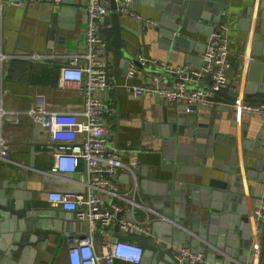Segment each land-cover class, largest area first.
Returning a JSON list of instances; mask_svg holds the SVG:
<instances>
[{
	"label": "crops",
	"instance_id": "0c3cea01",
	"mask_svg": "<svg viewBox=\"0 0 264 264\" xmlns=\"http://www.w3.org/2000/svg\"><path fill=\"white\" fill-rule=\"evenodd\" d=\"M53 2L54 0H43L29 6L7 5L0 13V51L7 53L40 52L49 55L47 59L43 60L12 59L4 64V68H1L0 64V85L6 89L4 96L6 109L24 110L38 100L43 101L50 110H79L82 106L84 98L82 92L72 86L60 87L59 77L62 67L60 64L66 63V56L74 53L82 43L85 26L83 9L86 0H73V5L69 7L64 20L60 19L62 0L55 5L52 4ZM248 4L247 0H230L225 19L221 21L230 27L229 59L231 66L227 69V76L233 84L239 86L246 81L247 63L256 52H259L261 58L264 59V31L259 30L260 27L256 21L258 2L255 4L248 28L245 29L247 23L243 12ZM135 7L138 12L157 21L158 15L155 8L143 2L136 3ZM77 9L78 12H76ZM213 15L219 16L218 12H213ZM121 23L124 25L123 35L126 37L125 47L130 54H125L127 52L122 54L118 50L110 51L108 54L104 51L100 54L109 62L110 88L104 95L107 104L104 115L105 127L110 140L116 147L139 150V163L135 167L134 173L138 180L137 192L134 194L131 187L133 177L126 171L122 170L121 174L116 173L114 179L119 185V190L126 197L130 198L136 195V200L147 205L144 203L143 197L145 192L141 190L139 184L141 177L149 175L164 181L172 179L173 177L170 178V176L174 175L172 170L163 169L165 164L162 144L164 134H157L156 131L171 130L172 122H169L167 118L175 117L177 111L175 103L166 102L157 95H146L142 98L129 96L128 85L144 83L153 70L140 66L141 71L134 77H129L127 66L140 54L158 60H167L174 64L188 63L196 67L201 66L203 62L201 59L202 50L206 47L207 36L210 35L205 33L209 32V27L207 23H204L206 24L203 25L204 32H186L185 34H189L188 36L194 41L192 43L184 42L190 48L189 51H185L182 48H166L156 26H148L122 15ZM218 23L220 22L214 23L213 28ZM103 31L107 39L110 40L112 38L111 25H104ZM190 52L193 57L189 55ZM14 61L26 64H15L10 67ZM172 79L170 78V80ZM208 84V81L204 83V85ZM242 85L240 95H243ZM185 112L193 120L209 126L208 134L216 127L217 130L214 134L221 136L222 141L215 143L216 153L208 150L209 145L205 137H193L185 132L178 136V142L203 144L198 151L204 156H194L193 162L204 176L221 179L228 171L227 167L232 166L233 162L240 166V173L245 184L246 200L252 213L250 186L261 183V180L256 179L255 175L262 169L257 168L256 165L258 160L264 156L263 144L260 143L257 148L254 144L264 127V115L239 114L235 108L227 111L217 102L199 106L194 112L185 109ZM178 126L180 125L178 124ZM244 133H246V147L243 145ZM0 135L8 140L6 154L3 156L0 154L2 156L0 158V180L5 183V192L10 193L13 190L11 186L17 187L21 192H24L26 200H31L34 206L52 212L50 218L55 220L53 227H58L61 232L57 238L54 235L51 236L45 250H38V247H35V250L38 251L34 253L33 249H30L29 257L25 263L69 264L65 233L72 231L74 236L82 238L86 232V224L77 218L75 212L52 205L47 198V193L57 190L84 191L83 180L86 176L84 161L80 162L75 172L53 171V151L58 144L48 139L42 124H37L28 116H24L19 122H16L15 116L8 115L0 128ZM262 140H264V135ZM234 145L237 151L236 155L231 157V148ZM31 147H34L35 150L34 160H32ZM2 149L0 145V153H2ZM188 153V149L184 148L182 154L187 157ZM157 171L163 176H159ZM247 171L252 174L249 178H247ZM229 174L230 177L231 172ZM183 177L193 179L194 176ZM153 197H157L158 202L161 199V195L159 197L158 194ZM106 201H108L107 196ZM174 207L179 208V203L174 202ZM136 211V215H141L137 217L143 218L141 210L137 208ZM0 220H3V217H0ZM15 221L17 220L15 219ZM251 225L252 239L254 243H257L259 237L256 223L252 220ZM216 229L212 231L213 237L227 243L231 237L227 234V229L221 225ZM261 230V233L264 234V224ZM111 233L113 238L119 235L116 227L111 230ZM95 237L94 246L100 252L103 240L101 228L95 232ZM238 237L239 233H236L235 239L237 240ZM244 238L246 237L244 236ZM203 252L205 253V251ZM12 260L15 259L12 258ZM116 264L133 263L117 261ZM204 264H206V253Z\"/></svg>",
	"mask_w": 264,
	"mask_h": 264
},
{
	"label": "water",
	"instance_id": "95a60500",
	"mask_svg": "<svg viewBox=\"0 0 264 264\" xmlns=\"http://www.w3.org/2000/svg\"><path fill=\"white\" fill-rule=\"evenodd\" d=\"M134 1L135 4L143 2L155 8L158 15L155 28L161 40L165 42L166 48H182L189 51L187 43H192L194 40L185 33L202 32L203 25H206L204 23H207L210 33L207 31L205 34H211L213 24L224 21L230 0ZM247 1L249 4L243 12L247 23L245 29L248 28L255 4L258 2L256 21L260 27L259 30L264 31V0ZM71 5H73V0H62L61 20H64ZM213 12H218L219 16L213 15ZM104 24H110L112 28L110 40L101 29V35L106 41L105 52L108 54L110 51L118 50L122 54L124 52L130 54L125 47L124 25L121 23V13L117 11L115 0H111V11L105 16ZM209 37L210 35L207 36L206 43ZM184 42L187 43L184 44ZM189 55L193 57L191 52ZM134 61L141 66L136 58ZM63 65L60 64V66ZM247 65L246 81L243 85L241 84L242 96L246 102H264V59L261 58L259 52H256ZM241 85L232 82L221 86L209 97V100L220 103L223 109L229 111L234 108L240 96ZM197 107V104L175 103L177 111L175 117L167 118L169 122H172L171 130L156 131L157 134H164L162 144L165 164L163 169L172 170L174 175L170 176V178L173 177L172 179L164 181L149 175L139 180L141 190L145 192L143 197L146 202L144 203L148 206L143 202L140 203L139 200L135 201L142 205L137 208L141 210L144 217L149 216V220L146 231H137L135 235L129 237L137 240L144 248L143 258L138 264H186L176 257V248L182 246H188L193 251H205L206 264H264V234L261 233L264 214L258 216L254 213L264 203V156L258 160L256 165L257 168L262 169L256 174L257 176L255 175L261 183L250 186L249 192L253 207L251 213L245 196V184L240 173V166L235 165L231 160L232 166L227 167L228 171L223 178L204 176L193 162L194 156H204L198 151L203 144L178 142V136L185 132L189 136L205 137L209 145L208 150L216 153L215 143L222 141L221 136L214 134L217 128L214 127V131L208 134L209 126L193 120L185 112L186 108L194 112ZM263 135L264 127L255 139L256 148L260 143L264 146ZM245 139L246 133L243 134L244 147L247 143ZM184 148L188 149L187 157L182 154ZM31 151L32 160H34V147H31ZM236 151V146H232L231 157L236 155ZM121 172L122 169L119 168L117 173L121 174ZM229 172H231L230 177ZM157 173L163 176L159 171ZM127 174L130 175L129 172ZM186 175L194 177L193 179L183 177ZM250 176L252 174L247 171V178ZM4 186L5 183L0 180V217H3V220H0V264H26L30 249H33L34 253L39 249L45 250L51 236L54 235L57 238L61 232L58 227H53L55 220L50 218L52 212L34 206L31 200H26L24 192L17 187L11 186L13 190L6 193ZM155 193L159 197L161 195L159 202L156 200L157 197H153ZM174 202L179 203V208L174 207ZM120 215L122 212L118 213V216ZM252 220L256 223L258 230L257 243H254L251 235ZM220 225L227 229V234L231 235L227 243L216 240L212 235V231L217 230L216 228ZM236 233H239L237 240L235 239ZM246 233L248 234L244 235ZM35 247H38V250H35Z\"/></svg>",
	"mask_w": 264,
	"mask_h": 264
},
{
	"label": "built area",
	"instance_id": "2783aa9c",
	"mask_svg": "<svg viewBox=\"0 0 264 264\" xmlns=\"http://www.w3.org/2000/svg\"><path fill=\"white\" fill-rule=\"evenodd\" d=\"M43 0H0V13L7 5L25 6ZM61 0H54L53 5ZM117 11L122 16L131 17L148 26H156L157 21L136 10L134 0H115ZM111 11V0H86L83 9L84 37L80 47L66 56V63L60 69L59 85L79 89L84 98L79 110H50L41 100L24 110H9L4 107L6 89L0 85V128L4 119L15 116L19 122L24 116L42 124L48 139L57 143L53 151L55 172H75L83 160L86 176L84 191H50L49 202L64 210L75 212L79 220L85 222L86 232L82 238L66 231L69 264H116L117 261L138 264L143 258V246L132 237L137 231H146L149 216L138 218L137 206H142L133 197H126L115 181L117 170L121 168L133 177L131 185L134 194L138 190L135 167L139 163L136 148H118L110 140L105 127L107 104L104 95L110 88L108 60L100 55L105 51L106 41L101 35L104 18ZM229 25L220 22L213 28L208 43L202 53L201 66L188 63L174 64L140 54L136 59L142 68H152L153 72L142 84H129L127 91L133 98L157 95L169 103L209 105L212 96L221 86L232 81L227 76L230 68ZM48 54L40 52L0 51V64L12 59L43 60ZM108 59V58H107ZM141 71L140 65L132 61L127 66V75L134 77ZM170 78H173L170 80ZM208 81V85L204 83ZM203 84V85H202ZM237 113L264 115V102H246L238 96L234 105ZM189 110L188 108H186ZM190 111V110H189ZM7 142L0 135L2 156L7 152ZM0 155V156H1ZM1 156V157H2ZM264 184V179H263ZM106 196L108 201H106ZM122 215L118 216V213ZM255 214H264V206ZM117 228L118 237L113 238L111 230ZM102 229V251L95 249V232ZM176 257L186 264H203L205 253L193 251L188 246L176 248Z\"/></svg>",
	"mask_w": 264,
	"mask_h": 264
},
{
	"label": "trees",
	"instance_id": "16d2710c",
	"mask_svg": "<svg viewBox=\"0 0 264 264\" xmlns=\"http://www.w3.org/2000/svg\"><path fill=\"white\" fill-rule=\"evenodd\" d=\"M15 64H21L24 65L26 64L25 62H21V61H14L13 63H11L10 67H13Z\"/></svg>",
	"mask_w": 264,
	"mask_h": 264
},
{
	"label": "rangeland",
	"instance_id": "374dc122",
	"mask_svg": "<svg viewBox=\"0 0 264 264\" xmlns=\"http://www.w3.org/2000/svg\"><path fill=\"white\" fill-rule=\"evenodd\" d=\"M137 216H141L140 214H138Z\"/></svg>",
	"mask_w": 264,
	"mask_h": 264
}]
</instances>
